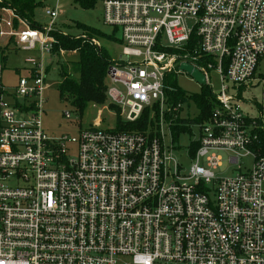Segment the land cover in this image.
<instances>
[{
    "label": "built area",
    "instance_id": "obj_1",
    "mask_svg": "<svg viewBox=\"0 0 264 264\" xmlns=\"http://www.w3.org/2000/svg\"><path fill=\"white\" fill-rule=\"evenodd\" d=\"M102 1L103 22L119 30L121 47L104 81L109 109L126 113L124 123L148 111L144 130L103 127L100 116L76 135L48 133L45 91L57 55L50 32L59 10L46 9L50 24L32 28L0 7L7 41L0 59L11 44L36 53L14 91L0 77V264H264V100L252 117L240 95L264 61V0ZM185 74L216 101L197 123L189 167L172 157L173 126L195 117L182 116L185 102H171L181 88L169 82ZM220 152L236 175L213 171L223 166Z\"/></svg>",
    "mask_w": 264,
    "mask_h": 264
},
{
    "label": "rangeland",
    "instance_id": "obj_2",
    "mask_svg": "<svg viewBox=\"0 0 264 264\" xmlns=\"http://www.w3.org/2000/svg\"><path fill=\"white\" fill-rule=\"evenodd\" d=\"M37 1L40 2V5L35 10L34 20L42 27H47L51 22V18L46 14V9L56 8L59 10V16L56 20L55 29H59L67 35L72 37L85 36L87 32L82 26H87L107 35L115 34L116 38L120 36L119 30L104 24L102 0H97L91 7H84L76 0ZM95 40L100 43L101 47L108 51V54L113 60L120 58L121 47L118 42L111 41L107 37H99ZM0 46H7L5 38L0 39ZM8 48L6 59H0V66H3V70L0 71V77L6 89L14 91L19 77L24 74V68L27 66L26 58L34 56L36 53L17 49L12 44ZM78 59L79 54L76 51H66L64 53L59 51L50 60L51 72L48 76L49 87L45 91L47 100L43 120L46 131L54 136L76 135L81 128L89 127L100 116L104 119L102 123L103 127H112L117 124L118 117L116 111L109 109L110 101L107 99L101 105L90 104L83 114H81L74 109L69 101L60 98L58 89L61 80L60 67L63 64H68L70 67V61H77ZM258 73L264 74V61ZM258 73L254 86L241 91L243 111L246 115L252 117L259 114V110L255 104H259L264 100V77H260ZM210 76L214 90H219L221 86L219 76L214 71H210ZM177 83L187 94H201L204 87L196 82L190 74L180 75ZM188 111L191 117L194 114L197 116L199 113L198 108L193 102H185L182 116L188 118ZM68 113L70 114L69 117H67ZM125 115L126 113L123 112L121 116L122 122L125 121ZM192 124L189 127L187 125L188 128H184V131L179 134L176 143L177 148L172 152L173 160L179 162L184 167H189L192 163L188 151L192 141L195 139L194 134L198 133L197 123L194 122ZM164 134L166 142L170 143L172 132L165 127ZM220 154L224 157L223 166L213 171L220 177L236 175L238 173V170H236L238 167L236 165L231 166L227 162V156L229 155L226 152H220ZM245 161H250V159L247 158Z\"/></svg>",
    "mask_w": 264,
    "mask_h": 264
},
{
    "label": "trees",
    "instance_id": "obj_3",
    "mask_svg": "<svg viewBox=\"0 0 264 264\" xmlns=\"http://www.w3.org/2000/svg\"><path fill=\"white\" fill-rule=\"evenodd\" d=\"M84 7H91L97 0H76ZM40 2L37 0H0V7L10 8L14 12L23 18L32 28H42L34 20V13ZM17 26V24H16ZM87 32L90 39H86L85 36L72 37L65 34L59 29H55L50 32L55 37L56 43L54 45V52L59 51H76L79 54L77 61H70V67L65 64L60 67L61 80L58 85L60 98L67 100L71 103L74 109L83 114L87 107L94 104H103L106 100V87L105 76L110 62L114 60L108 54V51L103 47H98L92 39L99 37H107L111 41H119L115 34L107 35L99 30L82 26ZM6 47L0 46V52H5ZM4 59H6L4 57ZM170 85L177 86V82L172 79L169 82ZM240 90V95L241 91ZM172 96L171 102H193L199 110L197 116L191 119L179 118L176 125L173 126L175 135L184 131V128H188L186 124L190 123H202L206 121L213 108L216 106V101L212 90L206 86L203 87L201 94H187L182 89L170 93ZM261 108V107H260ZM117 130H144L150 124V116L146 111L141 118L133 123H124L121 121L120 116H117ZM258 142L262 150H264V130L258 129ZM197 145L193 147V151L196 150Z\"/></svg>",
    "mask_w": 264,
    "mask_h": 264
},
{
    "label": "water",
    "instance_id": "obj_4",
    "mask_svg": "<svg viewBox=\"0 0 264 264\" xmlns=\"http://www.w3.org/2000/svg\"><path fill=\"white\" fill-rule=\"evenodd\" d=\"M181 68L191 73L195 77V79L202 85L205 84V76L198 69L187 63H183L181 65Z\"/></svg>",
    "mask_w": 264,
    "mask_h": 264
}]
</instances>
